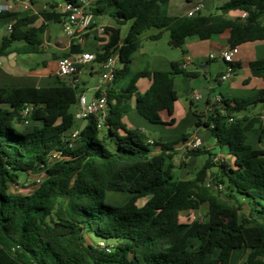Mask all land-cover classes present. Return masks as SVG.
<instances>
[{"label": "trees", "instance_id": "1", "mask_svg": "<svg viewBox=\"0 0 264 264\" xmlns=\"http://www.w3.org/2000/svg\"><path fill=\"white\" fill-rule=\"evenodd\" d=\"M169 1L105 0L103 7L91 8L95 15L108 12L119 25L131 23L118 50L122 67L115 72L114 84L130 76L140 36L151 28L160 30L152 39L167 32L175 48L191 37L208 40L225 32L230 48L264 41V0H228L215 13L180 17L169 15ZM57 7L39 16H16L0 56L9 50L38 53L39 34L49 23L61 24L67 17ZM231 12L241 15L230 17ZM111 31L112 40L97 54V62L105 60L119 41V30ZM16 43L20 45L13 47ZM230 66L235 72L241 65ZM249 68L254 76H263L264 59L251 62ZM178 75L196 73L173 64L168 72L136 73L120 91L109 89L105 130L97 129L94 117L88 118L73 147L66 133L75 123L70 109L82 93L78 82H61L44 91L0 87V264H230L237 251L246 254L243 264H264V147L255 148L248 141L251 130L264 129V111L236 116L264 104V88L246 99L224 97L212 112H195L196 126L211 133L216 147L226 148L232 164L214 162L210 149L190 150L185 157L209 158L193 177L179 180L171 161L175 145L187 136L171 144L156 143L155 153L140 132L124 122L135 97L140 116L163 124L165 112L172 125ZM140 78L151 82L145 93L138 92ZM28 105L33 112L27 116ZM54 152L60 160H50ZM213 166L217 172H210ZM39 175L43 180L33 184L32 193L11 192L12 185ZM209 175L217 192L205 185ZM204 204L206 221H180L182 212Z\"/></svg>", "mask_w": 264, "mask_h": 264}, {"label": "crops", "instance_id": "2", "mask_svg": "<svg viewBox=\"0 0 264 264\" xmlns=\"http://www.w3.org/2000/svg\"><path fill=\"white\" fill-rule=\"evenodd\" d=\"M85 1L86 7L89 10L93 7H103L106 5L105 0ZM227 1L228 0H170L168 13L170 16L174 17L185 16L188 15V12L195 10L198 5H201V13L212 14ZM65 3L66 2L63 1L62 4H57L58 7L56 10L63 13ZM0 6L7 7L6 10L0 12V48L4 37L9 36V27L13 26L15 21L14 18L16 16H39L43 12V7L47 8L46 11L52 9H49L47 4H40L38 0H31V2H26L25 0H0ZM240 15L239 12H231L229 14L230 17H237ZM41 21L42 20L39 19L36 25L39 26ZM54 24L56 23H49L44 32L39 34L42 46L36 54H43V58L40 60L34 61V55L32 54H18L16 52H10V50L7 55H5L6 59H2L1 57L3 56H0V87H32L38 91H44L48 88L59 86L61 82L71 83V78L59 75L58 62L60 59L69 56H76L80 52H89L96 56L98 53H103L104 49L112 40L111 29L119 30V41L116 46L110 49V53L113 51L118 52L128 34L127 31L124 32V27L128 23L126 25H119L108 12L100 15L94 14V24L92 28L86 33H83L81 39L75 38L70 40L64 34L61 25L58 24L59 28H56ZM100 28L103 30L101 31ZM159 31V29L151 28L140 36V46L132 56L130 76L117 84H114L113 82L108 84V89L120 91L122 88H126L130 83L131 78L140 71L150 70L168 72L172 70L173 64H178L180 66L185 57L191 58V63L185 71L188 73H196V76L189 77L186 75H178L175 79V89L178 98L174 105L172 116L174 123L172 125H169L171 118L165 112L162 113L163 124H151L145 118L140 116L136 108L137 103L135 97L129 101L131 109L129 114L125 117L124 122L128 128L137 129L140 132L141 137L147 142L153 141L154 144L152 146L154 147L153 151L155 153L159 151V147H155L156 143H175L184 135H186L188 139H193L195 137L200 138L203 143L202 148L204 147L212 151V149L216 147L215 139L213 138L214 141L212 145H206L209 142V137L207 138V136L202 137L199 135L201 132L200 130H204V128L196 126L198 117L195 115V112H207L208 102L218 96H223L228 99H246L264 88V75L261 77L254 76L249 68L251 62L264 59V41L242 44L233 52V58L230 64L240 63L241 66L233 73L231 78L226 80L222 79V75L226 72L230 64L225 62L219 54L221 51L230 48L228 42L229 32L214 35L208 40H200L197 37L188 38L183 45L184 52L182 56H176V54L175 57L163 56L151 53L149 48V69H135V61L138 56H140V53L144 51L146 53V45L143 41L149 40V47H151L150 45H153V43L162 39L167 33H164L160 39H152V36L158 34ZM15 45H20V43L13 44V47ZM170 47L173 46L170 45ZM211 55H214L215 58L212 59ZM88 65L79 66L77 79L79 86L82 88V93L80 95L84 94L87 100H92L96 96L97 88H103L106 84L102 83L100 80L99 67L95 69L93 65ZM88 67L89 69H87ZM117 67L120 69L122 67L121 63H119ZM84 75L90 79H97H95L94 85L88 89L84 86L86 84L83 79ZM136 85L139 93H145L149 89L151 82L147 78H140ZM86 90L92 91L90 99L87 97ZM194 92L201 94L202 98L198 101L203 103L202 108L199 106V102L193 98ZM73 106H76V109L78 110V101ZM259 108V106L249 108L244 112L236 114V116L242 117L245 115H256L257 111L260 110ZM85 125L86 122L79 121V123H77V120H75L74 126L67 131V136L69 137L70 133L82 129ZM194 126L196 127V130L189 132L188 130H191ZM154 129L155 132L159 134L158 138L151 137V134H149V132L151 130L154 131ZM175 129H181L183 132V135H181L180 138L171 135ZM248 141L249 144L253 145L255 148H263L264 129L255 128L251 130L248 136ZM185 142L175 145V156L183 155ZM212 153L213 156H222L228 164H232V158L227 154L226 148L219 149L216 154L215 151ZM185 155L183 156V159L189 164L195 158H187ZM186 168L187 167H184L183 170H186ZM183 170L178 171L177 169L176 172V169H174V174L177 178L178 176L183 177L185 175ZM184 177L185 178L183 179H187L193 176L188 173ZM181 179L182 178H179V180ZM236 255H242L241 262L243 264V259H245L244 256L246 257V254L241 251L233 253L230 264H237L234 261Z\"/></svg>", "mask_w": 264, "mask_h": 264}, {"label": "built area", "instance_id": "3", "mask_svg": "<svg viewBox=\"0 0 264 264\" xmlns=\"http://www.w3.org/2000/svg\"><path fill=\"white\" fill-rule=\"evenodd\" d=\"M26 2H31V0H25ZM7 7L0 6V12L6 10ZM47 8L43 7V11ZM202 10V6L198 5L195 10L188 12V15H194L197 12ZM63 13H67V17L60 24L64 34L70 39L73 40L75 38L81 39L82 34L86 33L90 28H92L94 24V13L91 9H87L86 1L79 0L76 4H68L65 3ZM246 15H243L245 18ZM13 26L9 27V33L12 32ZM102 31L103 29L100 28ZM239 46L235 48H229L228 50L221 51L220 57L227 63L232 62L233 52L237 50ZM211 58H215L214 55H211ZM97 62V56L93 53L89 52H80L76 56L64 57L58 62V71L59 75L62 77H67L72 79V84L78 82L77 75L79 72V66H86L88 64ZM120 63L119 53L116 51L111 52L108 57L99 62V76L102 83L106 84L105 87L97 88L96 96L92 100H87L86 96L80 95L78 98L79 109L76 114H74V118L77 121L86 122L88 118L94 117L96 122V127L98 130L102 131L106 128L107 117L109 113V105H108V84H111L114 80L115 72L118 69L117 65ZM191 63V58L185 57L183 62L180 64V68L185 70L188 65ZM233 69L231 66H228L226 72L222 75V79L226 80L233 76ZM193 98L195 100H200L202 98L201 94L198 92H194ZM223 96H218L208 102L207 113L212 112L215 108H219L221 106V102ZM33 112V106L28 105L25 108L24 114L30 115ZM264 119V118H263ZM81 129L75 130L69 134V145L73 147L79 137ZM150 145H153V141L148 142ZM185 149L195 150L201 148L203 146L202 140L200 138L188 139L185 142ZM61 156L59 153L54 152L50 160L57 161L60 160ZM214 162L221 163L225 161L220 155H216L213 159ZM43 180V176H36L34 179H31L29 182H26V185L29 183L39 185ZM212 180L209 177L205 180V185L207 187H211ZM102 245H104L102 243Z\"/></svg>", "mask_w": 264, "mask_h": 264}, {"label": "rangeland", "instance_id": "4", "mask_svg": "<svg viewBox=\"0 0 264 264\" xmlns=\"http://www.w3.org/2000/svg\"><path fill=\"white\" fill-rule=\"evenodd\" d=\"M63 1L64 0H38V2H40V4L41 3L44 4V5L47 4L49 9L52 8L51 5H53L55 3L56 4H62ZM54 26L56 28H59L58 24H54ZM130 27H131V23L129 22L124 27V32H126V31L129 32ZM4 32H5V29H4ZM169 41H170L169 33H166L162 39H160L159 41L153 43V45H150L151 47H149V40L148 41H143V43L146 45V49H145L146 53H145V51L140 53V56H138V58L135 61L134 68L135 69H142V70L143 69H147V68L149 69V48H150L151 53L160 54V55H163V56L175 57V54H176V56L177 55L178 56H182L183 52H184V46H183L182 49H176V48L170 47ZM32 55H34L33 56L34 57V61H37V60H40L41 58H43V54L42 53H40V54H32ZM1 58L2 59H6L5 56H3ZM35 58H36V60H35ZM90 65H93V67L95 69L98 68V67L100 69V65H99L98 62L91 63L88 66H90ZM87 69H89V67ZM83 79H84V81L86 83L84 86L88 89L92 85H94L96 78H91L90 79L86 75H84ZM86 93H87L88 99H90V97L92 95V91H87L86 90ZM199 106L202 108L203 107V103L199 102ZM70 111H71V113L76 114V112H77L76 106H73ZM77 123H79V121H77ZM16 129H17V131H20L21 127L16 126ZM194 130H196L195 126L193 128H191V130H188V131L189 132H193ZM200 131L201 132H200L199 135H201L202 137H206V136H207V138L209 137V142L206 145H212L214 139H213L211 133L207 129H204V130L202 129ZM149 134H151V137H154V138H158L159 137V134L157 132H155V129H154V131L151 130L149 132ZM171 135H173L174 137H177V138L179 137L180 138L181 135H183V132L181 131V129H175L171 133ZM101 137H104V132L101 133ZM207 141H208V139H207ZM104 143L109 149H114V144L111 141L105 140ZM151 148L154 149L153 146ZM183 151H184L183 155L174 157V159L172 161L173 162L172 164L174 165V169H176V172H177V169L179 171V170H183L184 167H187L186 170H183V172L185 174L184 176H186L188 173H190L191 176H194L196 174V172L200 168H202L203 165L206 163V161L209 158V155L208 154H203V155L197 156L189 164V163H187V161H185L183 159V156L187 153L188 150L184 149ZM214 151H215V154H216L217 151H219V148L218 147L213 148L212 152H214ZM215 156L216 155L213 156V159H214ZM217 171H218V167L217 166H213L211 168V170H210V172H217ZM184 176L183 177H179L178 176V179L179 178L183 179V178H185ZM20 178L24 179L25 175L21 174ZM209 179L212 180V176L209 175ZM34 188L35 187L33 186L32 183H29L28 185H26V182H25V183H21L19 186L12 185L11 186V192H20V193H24V194H30V193H32L34 191ZM210 188L213 189L215 192H217V188L215 187V184H213V182L211 183V187ZM144 202H145V200L140 201V205H142ZM207 212H208V207H207L206 204H204L198 210H189V211L182 212L181 215H180V221L181 222H185V223L193 222V221H199V220L200 221H206L207 220ZM96 239L97 238H95V240ZM89 241H91V240L89 239ZM241 257H242V255H236L234 257L235 263L242 264ZM244 258H245V256H244ZM243 260H245V259H243Z\"/></svg>", "mask_w": 264, "mask_h": 264}, {"label": "water", "instance_id": "5", "mask_svg": "<svg viewBox=\"0 0 264 264\" xmlns=\"http://www.w3.org/2000/svg\"><path fill=\"white\" fill-rule=\"evenodd\" d=\"M194 15H196V13ZM259 109H260V111H264V104H262Z\"/></svg>", "mask_w": 264, "mask_h": 264}]
</instances>
